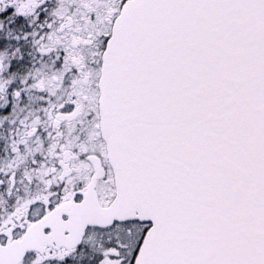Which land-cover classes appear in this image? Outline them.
Masks as SVG:
<instances>
[{
  "label": "snow or ice",
  "instance_id": "obj_1",
  "mask_svg": "<svg viewBox=\"0 0 264 264\" xmlns=\"http://www.w3.org/2000/svg\"><path fill=\"white\" fill-rule=\"evenodd\" d=\"M0 264H264V0H0Z\"/></svg>",
  "mask_w": 264,
  "mask_h": 264
}]
</instances>
